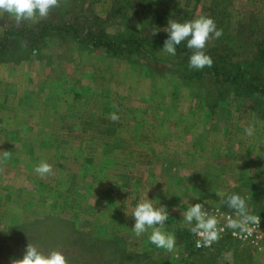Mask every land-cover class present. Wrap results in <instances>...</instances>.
Instances as JSON below:
<instances>
[{
	"label": "rangeland",
	"instance_id": "rangeland-1",
	"mask_svg": "<svg viewBox=\"0 0 264 264\" xmlns=\"http://www.w3.org/2000/svg\"><path fill=\"white\" fill-rule=\"evenodd\" d=\"M180 1L190 3L191 20L209 17L211 3L227 6L229 35L242 42L227 35L240 44L233 60L251 63L264 38V0ZM81 2L74 12L83 25L112 6ZM11 19L0 13V35ZM126 19L107 21V31L130 35ZM183 69L162 49L114 57L56 35L25 60L0 62V152L12 154L0 164V264L22 258L29 243L64 252L69 264H264V95L205 74L186 78ZM41 161L53 169L44 178L34 171ZM229 194L260 216L251 240L230 236L222 214H235L221 203ZM145 196L166 206L173 252L151 244V230L131 231ZM204 202L226 232L196 249L183 213Z\"/></svg>",
	"mask_w": 264,
	"mask_h": 264
},
{
	"label": "trees",
	"instance_id": "trees-1",
	"mask_svg": "<svg viewBox=\"0 0 264 264\" xmlns=\"http://www.w3.org/2000/svg\"><path fill=\"white\" fill-rule=\"evenodd\" d=\"M81 1L60 0V6L53 9L46 19L35 23L25 21L17 24L12 17L11 25L0 35V62L25 60L40 49L44 40L51 35L70 36L93 48H103L114 57L130 58L135 52L143 50L158 52L163 49L164 41L168 38V33L163 31L168 20L175 19L181 23L190 21L193 10L188 1L180 0H112L106 19L94 16L88 25H83L81 13L74 12ZM69 2L72 4L69 5ZM227 8L223 3L208 5L209 17L223 33L220 38L213 39L212 45L205 47L206 54L213 60L211 67L199 70L189 67L192 50L187 48L186 41L177 46L175 57L182 59L185 64L183 71L186 78L205 74L220 85L229 84L243 91L264 95V76L259 72L264 66V38L256 44V55L249 65L234 61L235 50L240 44L233 46L229 42L231 24ZM129 15L135 19L136 28L126 19ZM122 19H126L130 35L120 37L107 31V21L125 23ZM153 28L160 31L152 35ZM230 37L241 42L238 36Z\"/></svg>",
	"mask_w": 264,
	"mask_h": 264
},
{
	"label": "clouds",
	"instance_id": "clouds-1",
	"mask_svg": "<svg viewBox=\"0 0 264 264\" xmlns=\"http://www.w3.org/2000/svg\"><path fill=\"white\" fill-rule=\"evenodd\" d=\"M60 6V0H0V13H7L12 16L17 24L25 21L36 22L47 18L51 11ZM160 29L153 28L152 35ZM163 31L168 33L164 41L163 52L175 56L176 48L186 41L188 49L192 50L189 57V67L203 69L211 67L212 58L206 54L205 47L212 39L222 36V30L218 29L214 20L207 16H200L190 21L178 22L175 19L168 20L167 27ZM109 118L113 121L118 119L116 113H110ZM254 128H245L247 135H252ZM11 152H0V164L11 159ZM2 171V169H0ZM34 171L44 178L52 174V165L41 161ZM221 203L234 212L227 216V226L232 229H239L242 233L251 234L260 224V216L251 214L248 209L247 199L239 194H229ZM204 203H195L188 207L183 213V219L190 226L189 231L200 237L197 246L209 247L221 238L224 227L220 226L217 216L205 208ZM131 216L135 223L132 232L137 236L150 231L148 240L158 249L173 252L176 246L174 233L164 230L169 213L166 206H157L145 196L140 203L132 210ZM234 234H236L234 232ZM10 264H69L68 257L60 250L45 252L37 245L29 243L26 246L22 258L12 259Z\"/></svg>",
	"mask_w": 264,
	"mask_h": 264
},
{
	"label": "built area",
	"instance_id": "built-area-1",
	"mask_svg": "<svg viewBox=\"0 0 264 264\" xmlns=\"http://www.w3.org/2000/svg\"><path fill=\"white\" fill-rule=\"evenodd\" d=\"M210 212L213 213V214H215L216 216L219 215V214H218V211L215 210V209H210ZM228 215H229V214H222V216H224V219H225L226 221H227V216H228ZM220 217H221V216H220ZM220 226L224 227V232H226V226H225V225H220ZM259 227H260V224H259L258 228H259ZM258 228H255L254 231H252L251 234H248V233H242V232H240L239 229H235V230H233V231L230 232V236H231V237L233 238V240H235V241L244 242V241H246L247 239L251 240L252 235L258 230ZM224 232H223V233H224ZM234 232H235L236 234H234ZM199 240H201V238L195 235L194 245H195V248H196V249H204V248H208V247H203V246H197V241H199ZM209 247H211V246H209Z\"/></svg>",
	"mask_w": 264,
	"mask_h": 264
}]
</instances>
